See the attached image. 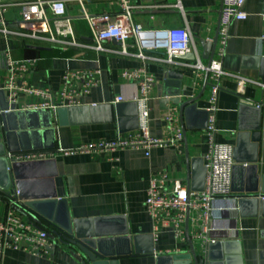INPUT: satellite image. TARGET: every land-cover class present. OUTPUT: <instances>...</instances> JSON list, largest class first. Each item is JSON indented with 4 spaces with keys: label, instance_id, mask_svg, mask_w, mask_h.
Listing matches in <instances>:
<instances>
[{
    "label": "crops",
    "instance_id": "0c3cea01",
    "mask_svg": "<svg viewBox=\"0 0 264 264\" xmlns=\"http://www.w3.org/2000/svg\"><path fill=\"white\" fill-rule=\"evenodd\" d=\"M129 1L135 6L134 20L147 33L145 39L149 44L164 39L156 34L159 31L187 26L201 61L209 64V59L203 58L211 49L205 50L206 42L216 40L213 57L216 56L223 0ZM65 2L77 39L87 43L92 41V30L85 13L114 18L122 11L121 0ZM243 11L246 19L235 20L230 27L222 59L227 74L219 80L216 102L215 139L234 146L236 169L232 196L217 198L213 203L208 235L214 242L192 238L200 231L195 210H190L182 224L183 237L176 238L171 227L156 236L145 206L151 180L161 175L180 179L192 190H198L202 184L209 146L206 132L211 96L209 73H197L186 64L195 61V56L190 60L182 58L186 54L175 55L169 62L164 49L147 48L146 58L138 57L139 44L134 39L127 42L124 53L122 44L116 40L105 41L104 50L79 47L64 50L21 36L0 34V87L9 75L10 55L20 62L35 61L24 75L26 84L52 92V100L22 92L15 101L17 108L39 110L30 106L42 102L72 108L65 118L66 124L52 116L51 130L40 133L39 129L31 141L21 139L23 145L35 142L43 146L31 150L45 151L44 158L17 161L5 147L1 113L10 101L8 92L0 90V152L5 150L0 155V220L11 210L9 194L18 190L35 204L39 213L35 214L42 223L39 226L51 232L60 233L59 228L69 220L81 232L95 227L113 233L128 230L126 238L109 247L121 254L119 260L103 264H173L172 256L189 254L191 243L203 264H264V80L260 77L264 0H246ZM7 21L10 28L17 27L14 10L7 13ZM28 48L36 49L37 55L29 56ZM138 68L154 79L146 102L150 136H168L165 116L176 109L183 141L176 146L89 148L91 144L125 140L139 134L140 85L123 76L126 70ZM67 71H98L92 76L95 84L88 92L82 88L90 78L70 79L73 88L79 91L71 105H64L60 97L66 87ZM242 98L252 103L244 105ZM192 99L195 102L182 112L181 105ZM44 110L53 115L57 112ZM255 128L262 132L259 142L250 139ZM15 163H23L16 174L12 168ZM253 187L258 188L257 192L244 191ZM167 188L172 189V184L167 183ZM244 194L257 196L258 205L254 207L246 201L239 208L238 198ZM16 211L34 221L32 215ZM91 258L100 260L78 244L49 236L46 252L33 255L23 250H7L1 264H94Z\"/></svg>",
    "mask_w": 264,
    "mask_h": 264
},
{
    "label": "built area",
    "instance_id": "2783aa9c",
    "mask_svg": "<svg viewBox=\"0 0 264 264\" xmlns=\"http://www.w3.org/2000/svg\"><path fill=\"white\" fill-rule=\"evenodd\" d=\"M122 1V11L112 18L108 14L91 16L85 13L92 30L91 43L82 42L77 39L72 18L67 14L65 0H0V34L17 35L28 41H35L59 46L64 50L71 47L90 48L104 50L105 41L116 40L122 44V52L127 53L126 45L130 39L139 44L138 57L146 58L144 50L164 49L167 52V60L172 62L175 55L194 53L195 61L187 62L197 73L207 71L209 73V84L211 96L209 99V112L206 132L209 138L208 150L205 154V167L207 175L202 190H192L180 179H170L167 175H161L152 179L147 189L145 206L147 213L152 219L155 235L158 236L166 227H171L176 238L184 235L182 224L189 215L190 210L198 212L196 222L200 227L193 239H205L207 242H214L210 238L211 220L213 216V203L217 198L230 197L232 191V176L235 165L234 146L229 143H220L215 139L216 126V102L220 89L219 80L227 74L222 66V59L225 54V47L230 35V27L235 20H244L247 14L243 11L246 0H223L221 10L220 26L218 34V49L216 56L208 65L199 58L192 34L187 26L171 28L159 31L156 34L164 39L149 44L146 41L147 33L142 26L134 20L133 11L135 6L129 0ZM15 11L17 16V27L10 28L7 21V13ZM35 62V61H34ZM31 60L16 61L8 55L9 75L0 87V90L8 92L9 101L15 103L20 93H28L42 96L52 100V92L48 88H39L27 85L24 75ZM98 71L81 72L67 71L64 75L66 87L60 93L62 103L71 105L76 101L79 91L73 88L70 79L90 78L82 88L88 92L95 84L92 76ZM127 80L137 81L140 85L141 96L138 98L139 109V134L130 136L125 140H117L110 143L91 144L89 148H114V147H150L179 145L184 138L183 130L179 123L177 110L171 109L165 116L168 126L166 138H153L149 134L147 107L148 94L153 86L154 79L147 75L143 68L126 70L123 73ZM122 100V98H118ZM34 109L57 110L59 105L54 102H42L32 104ZM17 161L40 160L46 156L45 151L31 150L9 153ZM167 183L173 188L168 189ZM20 191L9 194L11 210L6 217L0 220V264L2 256L7 250H23L33 255H39L47 251L49 245V230L36 224L32 219H26L18 211L27 214L20 205L18 199Z\"/></svg>",
    "mask_w": 264,
    "mask_h": 264
},
{
    "label": "water",
    "instance_id": "95a60500",
    "mask_svg": "<svg viewBox=\"0 0 264 264\" xmlns=\"http://www.w3.org/2000/svg\"><path fill=\"white\" fill-rule=\"evenodd\" d=\"M215 45H216V40L214 42H206L203 44L205 50H208V47H211V49L207 51L208 54L203 55V58L209 59V63L213 57ZM182 58L193 60L194 54L189 53L182 56ZM172 74H175V72H173ZM260 77L261 79L264 80V56L260 60ZM194 102L195 99H192L186 102L185 104H182L181 111L183 112L185 106ZM242 103L245 105L252 102L248 98H242ZM2 110L3 111L1 113V118H2L4 136H5V145H6L5 147L11 153L42 148L43 146H41L40 144L37 146L35 142H33V144L30 145L28 144L23 145L21 139L25 141V138L26 139L29 138V140L31 141L34 134L39 133V129L41 130L40 133H46V131L51 130L54 126L52 122V116H55L58 122H60L61 124H66L67 121L65 118L68 116V113L70 111L72 112V108H68V107L58 108L57 112L54 113V115L51 112H46V110L44 109L21 110L17 108V105L15 103H10V102ZM261 135L262 132L260 131V129L255 128L250 134V139L253 142H259L261 140ZM1 154H5V150H3V152H0V155ZM234 159H235V148H234ZM21 165H23V163H15L12 165L14 173L17 172V169ZM203 168L204 171L202 174V178H203L202 184L201 186L198 187V190H202L205 185L207 170L205 165L203 166ZM235 169H236V165H234L233 168L232 191H234L235 189L233 185ZM257 190L258 188L253 187L252 189H246L244 191L247 193H253V192H257ZM262 191L264 193V188H262ZM18 199L20 200V205L24 209V211L33 216L35 223L38 225H42L41 221L36 215L39 213L36 210L35 204L25 199V197L21 194V192L18 195ZM246 201H250L254 207L258 205L257 196H254L252 194L251 196L244 194V195H240L238 198L239 208H241V204ZM97 228L98 227H95L94 229H88L81 232V230L78 228L77 225L75 226V228H73L72 223L69 220L66 226H62L59 228L60 233L55 230L51 232L50 230L49 236L51 238H55L56 236H58L62 242L71 243L73 245L78 244L86 248L90 253H93L97 257H99L100 260L91 258L94 264H103L104 262L106 263L113 262L114 260L118 261L121 254L115 252L114 250H110V248H112L113 244L121 242L123 238H126L128 230H125L120 233H113L109 231H101ZM172 263L173 264H192V263L203 264L204 262L203 259L196 254L195 247L193 243H191V252L186 255L183 254L173 255Z\"/></svg>",
    "mask_w": 264,
    "mask_h": 264
},
{
    "label": "trees",
    "instance_id": "16d2710c",
    "mask_svg": "<svg viewBox=\"0 0 264 264\" xmlns=\"http://www.w3.org/2000/svg\"><path fill=\"white\" fill-rule=\"evenodd\" d=\"M27 52H28L29 56H36L37 55V50L36 49L28 48Z\"/></svg>",
    "mask_w": 264,
    "mask_h": 264
}]
</instances>
